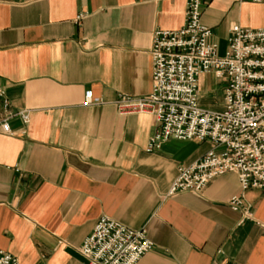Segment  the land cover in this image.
<instances>
[{
	"label": "crops",
	"instance_id": "1",
	"mask_svg": "<svg viewBox=\"0 0 264 264\" xmlns=\"http://www.w3.org/2000/svg\"><path fill=\"white\" fill-rule=\"evenodd\" d=\"M184 10L185 0H0V122L12 132L0 128V250L19 264H86L78 248L101 216L145 231L153 246L137 264H264V194L225 173L167 196L211 145L168 140L147 153L154 117L115 106L149 93L152 34L179 30ZM201 24L219 48L232 25L264 28V0H209ZM215 82L198 83L210 110L202 97ZM86 91L95 103L83 104Z\"/></svg>",
	"mask_w": 264,
	"mask_h": 264
},
{
	"label": "built area",
	"instance_id": "2",
	"mask_svg": "<svg viewBox=\"0 0 264 264\" xmlns=\"http://www.w3.org/2000/svg\"><path fill=\"white\" fill-rule=\"evenodd\" d=\"M209 0H185L184 25L176 31L156 30L149 55L151 87L143 98L119 96L115 101L121 115L148 113L156 129L145 151L156 152L168 140L208 142L211 149L196 163L178 168L167 196L182 192L200 193L214 178L234 173L241 192L264 194V28H229L225 49L211 42L212 32L201 24L202 9ZM258 3L260 0H239ZM212 76L222 88V108L200 105L199 78ZM84 93V105L95 103ZM0 108L9 102L0 89ZM23 124L28 114L17 113ZM1 130L12 135L8 117ZM229 207L238 211L240 198ZM249 216L248 208L243 210ZM153 244L144 230H130L101 216L78 248L86 264H137ZM0 264H19L17 258L0 250Z\"/></svg>",
	"mask_w": 264,
	"mask_h": 264
},
{
	"label": "rangeland",
	"instance_id": "3",
	"mask_svg": "<svg viewBox=\"0 0 264 264\" xmlns=\"http://www.w3.org/2000/svg\"><path fill=\"white\" fill-rule=\"evenodd\" d=\"M225 43L226 42H224L223 40L219 42V54L220 55H222L224 52L225 45H226ZM211 89H212V94H211L212 97L208 99L207 96L209 95H206V96L204 95V97H202V100L205 102H203L202 104L209 105V104L215 103L216 106H214V109L216 110L218 108V105L222 103V88L220 87L218 83L215 82V86L213 83L211 84Z\"/></svg>",
	"mask_w": 264,
	"mask_h": 264
}]
</instances>
